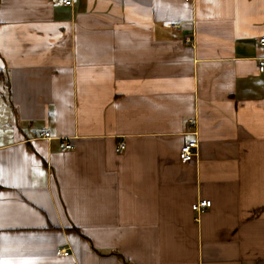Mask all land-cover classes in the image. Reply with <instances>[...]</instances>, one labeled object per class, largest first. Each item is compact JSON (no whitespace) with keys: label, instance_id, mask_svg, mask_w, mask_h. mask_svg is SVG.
I'll return each instance as SVG.
<instances>
[{"label":"crops","instance_id":"crops-1","mask_svg":"<svg viewBox=\"0 0 264 264\" xmlns=\"http://www.w3.org/2000/svg\"><path fill=\"white\" fill-rule=\"evenodd\" d=\"M72 1L0 0V264H264V0Z\"/></svg>","mask_w":264,"mask_h":264},{"label":"built area","instance_id":"built-area-1","mask_svg":"<svg viewBox=\"0 0 264 264\" xmlns=\"http://www.w3.org/2000/svg\"><path fill=\"white\" fill-rule=\"evenodd\" d=\"M62 2H64L66 6L73 4L72 0H62ZM261 43L264 44V38H261ZM257 67H258L259 73L262 76H264V62L259 63ZM190 123H194V120L191 119ZM42 136L43 137L45 136L46 139L52 138L51 132L47 130L44 131ZM59 145H60L61 151L63 152L72 151L75 148L74 144H71L70 141L65 140V139L62 140ZM197 147H198L197 141L187 142V144L181 147L179 156H180V161L182 164H188L189 162L193 161L194 158H196L197 152H195V149H197ZM125 149H126V143L124 141H120L116 148V152L119 154H122L125 151ZM211 206H212L211 200L203 199V200H199L196 203L192 204L191 209L193 210V212L197 213L199 216L203 214V211L210 208ZM57 255L60 257L61 256L65 257V256H69L70 252L68 249L62 248L61 250H58Z\"/></svg>","mask_w":264,"mask_h":264}]
</instances>
